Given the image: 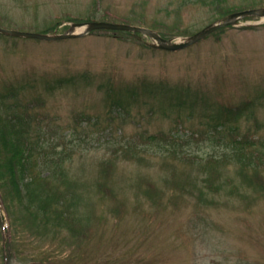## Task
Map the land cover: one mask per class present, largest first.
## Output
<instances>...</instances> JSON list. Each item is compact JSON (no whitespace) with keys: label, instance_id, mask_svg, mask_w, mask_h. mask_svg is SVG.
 <instances>
[{"label":"rangeland","instance_id":"1","mask_svg":"<svg viewBox=\"0 0 264 264\" xmlns=\"http://www.w3.org/2000/svg\"><path fill=\"white\" fill-rule=\"evenodd\" d=\"M261 7L0 0V27L104 20L180 42ZM152 43L0 32V264H264V16L176 51ZM234 135L255 142L252 162Z\"/></svg>","mask_w":264,"mask_h":264},{"label":"water","instance_id":"2","mask_svg":"<svg viewBox=\"0 0 264 264\" xmlns=\"http://www.w3.org/2000/svg\"><path fill=\"white\" fill-rule=\"evenodd\" d=\"M251 14H258V15H264V8L261 10L258 9H250V10H245V11H240L237 13H232L229 14V16L223 18L222 20L218 21L217 23L213 25H209L208 28H205L203 30H200L196 34L190 36L187 41L185 42H174L173 39L169 38H164L160 33L157 31H153L150 28L147 27H140L136 25H129L125 23H115V22H107V21H89V23H74L71 25V27L67 30L66 33L62 34H57V35H52V34H42L38 32H27V31H19V30H10L6 28H1L0 27V32H5L9 34H15V35H20V36H30V37H37L41 39H49V40H57V39H64L68 37H78L83 34L89 33V31L94 30V29H100V28H105V29H117V30H129V31H138L141 33H145L152 37L156 42H154V46L161 47L163 49H170V50H176V49H181L184 47H187L188 45H191L193 43L198 42L199 39L207 36L209 33L219 29V27L226 26L232 23H236L239 19L240 16L244 15H251ZM78 26L83 27V30L78 33H74V29H76Z\"/></svg>","mask_w":264,"mask_h":264},{"label":"trees","instance_id":"3","mask_svg":"<svg viewBox=\"0 0 264 264\" xmlns=\"http://www.w3.org/2000/svg\"><path fill=\"white\" fill-rule=\"evenodd\" d=\"M254 144L255 142H249L248 138L246 137L243 138V137L236 136V135H234L233 137V148L238 153L236 155L243 161L248 159L249 161L252 162V159L249 158V152L252 151L253 149L252 147L254 146Z\"/></svg>","mask_w":264,"mask_h":264}]
</instances>
